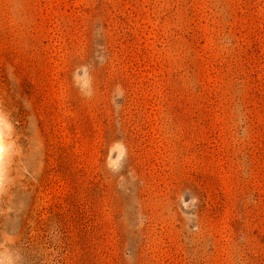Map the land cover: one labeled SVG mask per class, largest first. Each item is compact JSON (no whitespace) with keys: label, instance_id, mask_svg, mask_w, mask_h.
I'll list each match as a JSON object with an SVG mask.
<instances>
[{"label":"rangeland","instance_id":"rangeland-1","mask_svg":"<svg viewBox=\"0 0 264 264\" xmlns=\"http://www.w3.org/2000/svg\"><path fill=\"white\" fill-rule=\"evenodd\" d=\"M0 264H264V0H0Z\"/></svg>","mask_w":264,"mask_h":264},{"label":"bare ground","instance_id":"bare-ground-1","mask_svg":"<svg viewBox=\"0 0 264 264\" xmlns=\"http://www.w3.org/2000/svg\"><path fill=\"white\" fill-rule=\"evenodd\" d=\"M5 150H6V148H5L3 135H2L1 127H0V169H1L2 164H3V160H4V156H5Z\"/></svg>","mask_w":264,"mask_h":264}]
</instances>
